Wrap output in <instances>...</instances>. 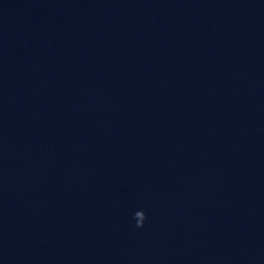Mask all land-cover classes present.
Returning <instances> with one entry per match:
<instances>
[{"label": "water", "instance_id": "obj_1", "mask_svg": "<svg viewBox=\"0 0 264 264\" xmlns=\"http://www.w3.org/2000/svg\"><path fill=\"white\" fill-rule=\"evenodd\" d=\"M0 264H264V0H0Z\"/></svg>", "mask_w": 264, "mask_h": 264}]
</instances>
